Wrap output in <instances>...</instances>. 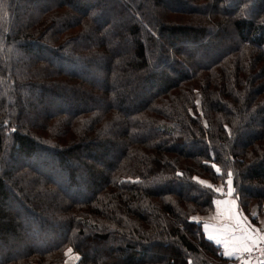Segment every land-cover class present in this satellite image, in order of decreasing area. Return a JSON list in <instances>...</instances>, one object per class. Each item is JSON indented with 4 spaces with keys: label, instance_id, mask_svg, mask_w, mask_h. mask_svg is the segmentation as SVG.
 <instances>
[{
    "label": "trees",
    "instance_id": "trees-1",
    "mask_svg": "<svg viewBox=\"0 0 264 264\" xmlns=\"http://www.w3.org/2000/svg\"><path fill=\"white\" fill-rule=\"evenodd\" d=\"M229 179L263 204L264 0H0V264H227Z\"/></svg>",
    "mask_w": 264,
    "mask_h": 264
},
{
    "label": "rangeland",
    "instance_id": "rangeland-1",
    "mask_svg": "<svg viewBox=\"0 0 264 264\" xmlns=\"http://www.w3.org/2000/svg\"><path fill=\"white\" fill-rule=\"evenodd\" d=\"M220 189H222V187H220ZM216 200H226L229 201V203L214 205L213 212L211 211L212 213L210 212V215L205 217L202 216L199 218L200 222H202V227L204 224L209 225L207 231H205L203 227L204 231L206 232L209 238L215 236L214 231H217L220 226H223L221 227L223 229L226 225L230 226L232 224H236L237 220H239L241 225L249 229V233L253 235L256 242L264 238V202L263 204H258L254 202L250 206V210L248 213L244 212L242 209L239 208L238 201L233 196H229L226 194V196H224L223 198H217ZM229 210L231 211L234 217L231 220H228L226 218ZM218 245L223 248L224 253L228 251V253H232L231 255L225 254L230 260L235 259L238 253H240L231 251V247L225 248L222 243Z\"/></svg>",
    "mask_w": 264,
    "mask_h": 264
},
{
    "label": "snow or ice",
    "instance_id": "snow-or-ice-1",
    "mask_svg": "<svg viewBox=\"0 0 264 264\" xmlns=\"http://www.w3.org/2000/svg\"><path fill=\"white\" fill-rule=\"evenodd\" d=\"M249 16L252 15L251 8L248 10ZM217 172L219 169H216ZM231 175V174H229ZM201 183H203L201 181ZM228 183V192L227 195L231 196L233 194V187H232V180L229 179L227 181ZM217 192H221V189H216ZM217 205L220 204H228L229 201H221V200H216L214 201ZM228 220L233 219V214L231 211H228L227 217ZM193 223H198V221H193ZM205 231L209 228V225L204 224L203 225ZM221 233L223 236V239L217 237V236H212L210 239L215 240L216 243L220 244L223 243L225 248H232L233 252H251L252 251V245L256 243L253 235L249 233V229L244 227L243 225L240 224L239 220H237L236 224H232L230 226H225L223 229H221ZM264 239V238H262ZM226 255H231L232 253H225Z\"/></svg>",
    "mask_w": 264,
    "mask_h": 264
},
{
    "label": "built area",
    "instance_id": "built-area-1",
    "mask_svg": "<svg viewBox=\"0 0 264 264\" xmlns=\"http://www.w3.org/2000/svg\"><path fill=\"white\" fill-rule=\"evenodd\" d=\"M227 264H264V239L252 246V251L240 252L238 256Z\"/></svg>",
    "mask_w": 264,
    "mask_h": 264
},
{
    "label": "crops",
    "instance_id": "crops-1",
    "mask_svg": "<svg viewBox=\"0 0 264 264\" xmlns=\"http://www.w3.org/2000/svg\"><path fill=\"white\" fill-rule=\"evenodd\" d=\"M216 201V200H215ZM215 205H217V204H215ZM221 227H223V226H220L218 229H217V231L215 230L214 231V235L215 236H219L221 239L223 238V236H222V233H221ZM222 245L224 246V244L222 243ZM225 247V246H224ZM230 250V249H229ZM232 251V250H231ZM229 252V251H228ZM66 264H73V261L72 260H70V261H68Z\"/></svg>",
    "mask_w": 264,
    "mask_h": 264
},
{
    "label": "bare ground",
    "instance_id": "bare-ground-1",
    "mask_svg": "<svg viewBox=\"0 0 264 264\" xmlns=\"http://www.w3.org/2000/svg\"><path fill=\"white\" fill-rule=\"evenodd\" d=\"M262 240H263V239H262ZM259 241H261V240H259ZM257 242H258V241H257ZM252 246H253V245H252ZM238 254H239V253H238ZM237 256H238V255H237ZM237 256H236V257H237ZM233 260H234V259H233ZM229 261H232V260L229 259ZM229 261H228V262H229Z\"/></svg>",
    "mask_w": 264,
    "mask_h": 264
}]
</instances>
